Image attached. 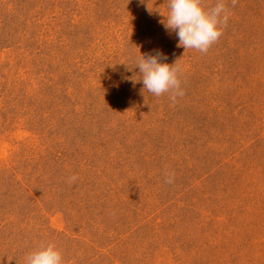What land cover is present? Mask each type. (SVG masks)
<instances>
[{"label":"rangeland","instance_id":"obj_1","mask_svg":"<svg viewBox=\"0 0 264 264\" xmlns=\"http://www.w3.org/2000/svg\"><path fill=\"white\" fill-rule=\"evenodd\" d=\"M226 6L201 53L166 0H0V264H264V0ZM156 51L175 103L131 83Z\"/></svg>","mask_w":264,"mask_h":264},{"label":"clouds","instance_id":"obj_2","mask_svg":"<svg viewBox=\"0 0 264 264\" xmlns=\"http://www.w3.org/2000/svg\"><path fill=\"white\" fill-rule=\"evenodd\" d=\"M144 0H141L143 3ZM238 0H231L235 7ZM167 12L156 11L160 16L159 21L165 30L175 33L178 38L177 47L186 50L195 49L207 53L209 48L222 36V28L227 24L229 12L226 0H215L211 7L205 6V0H166ZM151 15L153 10L147 6ZM162 52L156 51L141 54L131 68L126 63L128 70L138 69L139 79H132L135 86L142 82V92L147 90L155 97L168 94L173 103L177 97L185 93L181 87L180 74L182 68L176 63L169 64ZM75 181L76 177L70 178ZM174 174L165 173V183H174ZM25 264H65L61 251L53 243L41 244L26 256Z\"/></svg>","mask_w":264,"mask_h":264}]
</instances>
